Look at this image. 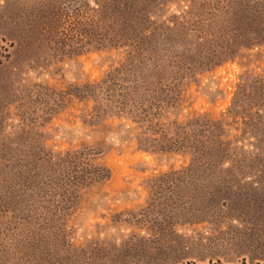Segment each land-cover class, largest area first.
I'll list each match as a JSON object with an SVG mask.
<instances>
[{"label": "rangeland", "instance_id": "rangeland-1", "mask_svg": "<svg viewBox=\"0 0 264 264\" xmlns=\"http://www.w3.org/2000/svg\"><path fill=\"white\" fill-rule=\"evenodd\" d=\"M230 1L158 0L150 12L157 31L194 34L175 43L177 54L190 50L182 56L190 69L175 105H162L166 121L209 125L230 149L226 158L191 162L151 152L149 122L136 119V97L145 106L157 72L174 81L176 67L164 66L156 52L141 59L126 47L96 49L72 16L59 28L61 42H23L17 30L26 28L27 8L40 22L50 13L38 6L59 2L71 14L83 0H0V186L24 201L36 190L55 210L57 223L50 214L49 225L63 236L49 244L61 247L63 264H264V94L233 102L238 85L263 83L264 90V37L236 49L233 60L192 67L195 35L217 33ZM85 4L83 14H93L96 0ZM128 87L137 88L125 106ZM80 161L107 178L76 181ZM29 169L39 173V185L27 183Z\"/></svg>", "mask_w": 264, "mask_h": 264}, {"label": "trees", "instance_id": "trees-1", "mask_svg": "<svg viewBox=\"0 0 264 264\" xmlns=\"http://www.w3.org/2000/svg\"><path fill=\"white\" fill-rule=\"evenodd\" d=\"M157 1L96 0L97 7L93 8L91 15L83 14L86 8L85 0L79 8L75 11L72 10L71 14L63 12L64 9L61 8L60 1L46 2L38 6L37 9L42 13L49 12V16H45L39 22L33 19L31 7L27 8L25 11L30 15L26 18L27 20L25 19L26 28L20 32L18 27L17 35H20L23 42L36 37L39 41L44 38H57L61 42L59 28L64 27L66 16H72L78 19L79 33L85 36L88 42L93 43L96 49L126 47L130 54L132 52V56L137 54V57L141 59L146 58V53L151 55L156 52L158 59H165L164 66L176 67L173 71L177 76L174 81L162 80L164 73L157 72V80L151 81L152 85H150V88L156 87L152 90L151 101L145 102V106H143L142 97H136L142 114H139L136 119L146 120L150 125L147 134L152 145L151 152L180 154L191 162L199 158L212 159V161L226 158V156H230L226 139L215 130H210L209 125L194 129L189 119L174 118L168 122L165 112L161 111L163 104H170L171 107L175 105L176 92L182 79V73L190 69L186 65L185 59H182L184 52H190V50L186 49L181 54H177L175 47L178 45L176 46L175 43H181L187 35L194 36V34H190L192 30L187 28L189 26L185 22L181 23L184 29H187L186 31L180 30V34L173 33L174 35H172L171 32L157 31L152 26L154 21L150 17L151 9ZM224 9L227 11L226 20L218 25L217 33L204 36L202 34H207V32L201 31V35H195L198 57L192 62L193 68L215 66L222 61L233 60L236 57V49L250 48L252 45L259 44L263 39L264 0L260 2L232 0ZM79 19L83 20L80 22ZM198 22L196 19L190 22L191 27L195 26L194 30H197ZM39 25L43 26L42 33L45 37L39 33L40 31L37 29ZM175 28L178 29V27ZM217 49L220 53L216 52ZM162 51L166 53H162ZM262 84L259 86L255 82V84L246 85V87L238 85L233 102L260 97L264 94ZM136 88L128 87L125 90L126 93L122 94L125 106L132 99ZM220 124H222L221 120L216 123L217 127L220 128ZM81 162L75 166L72 173V175L76 174V181L86 185L91 179L107 178V173L103 172L102 168L92 169L87 163L82 165ZM71 163L75 165L77 161H71ZM29 172L31 177L27 183H31V186L39 185L38 182L41 179L39 173L34 169H29ZM8 190V186H0V264H63L64 258L60 254L61 247L57 248L55 244L51 246L49 244L55 240L54 237L62 238L63 236L58 225H49V215L51 214L52 220L56 222L58 214L54 212L55 210L46 209L41 204L36 190L31 191L34 193V200L27 201L21 199V194L11 199L7 193ZM20 192L26 191L22 188ZM7 215L11 216L9 220H7ZM3 217L6 218L4 222H2ZM172 220L173 217L169 216L167 223ZM24 229L26 231L22 232ZM4 236L6 239L3 242Z\"/></svg>", "mask_w": 264, "mask_h": 264}]
</instances>
